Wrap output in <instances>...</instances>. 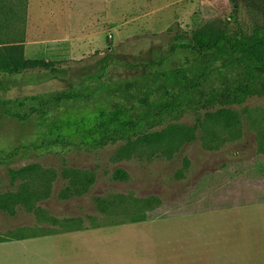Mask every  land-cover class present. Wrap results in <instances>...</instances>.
Returning <instances> with one entry per match:
<instances>
[{
    "label": "rangeland",
    "instance_id": "obj_1",
    "mask_svg": "<svg viewBox=\"0 0 264 264\" xmlns=\"http://www.w3.org/2000/svg\"><path fill=\"white\" fill-rule=\"evenodd\" d=\"M28 13L42 23L43 44L30 47L28 55L24 46L25 58L61 63L70 75L64 82L27 74L0 100L11 101L13 108L27 101L19 110L27 113L31 98L75 92L76 99L49 113L50 121L67 111L138 107L152 85L151 73L203 67V60L188 52L173 53L176 42L188 40L192 31L219 25L240 35L264 27V0H30ZM72 29L76 40L85 36V45L64 53L71 48L56 40H67ZM212 56L213 51L207 55ZM105 57L116 62L107 76L87 80ZM166 59L163 68H145ZM229 109L239 118L236 127L207 118L199 127L194 106L151 132L159 134L153 141L51 151L42 148L46 127L36 115L20 122L0 105V153L9 160L0 167V194L16 192L20 184H11L9 170L31 164L58 175L72 168L96 176L88 194L68 201L58 198L68 184L59 177L51 198L38 204L61 221L82 220L69 227L80 232L62 233L18 208L15 216L0 210V238L46 235L22 248L30 254L36 250L43 264H264V97ZM118 170L129 180L115 181ZM111 196L123 197L124 204L103 215L94 200ZM149 198L159 203L141 208L132 202Z\"/></svg>",
    "mask_w": 264,
    "mask_h": 264
},
{
    "label": "trees",
    "instance_id": "obj_2",
    "mask_svg": "<svg viewBox=\"0 0 264 264\" xmlns=\"http://www.w3.org/2000/svg\"><path fill=\"white\" fill-rule=\"evenodd\" d=\"M179 49L202 59L204 66H183L151 73L152 85L146 88L138 107L116 104L114 107L98 108L91 113L67 111L50 121L49 113L63 103L76 99L78 95L75 92L31 98V109L27 113L19 111L27 105V101L18 103L17 108L11 107V101L0 100V105L8 116L20 122H27L34 115L38 117L46 127L45 133L40 136L42 148L52 151L58 147L67 149L76 146L80 149L85 147L97 150L140 139L153 141L159 134L151 132L170 120H178L180 114L194 106L200 113L197 126L201 127L207 118L219 124L223 123L226 128L236 127L239 118L229 107H242L250 98L264 97V27H257L250 33L234 35L225 27L207 25L192 31L185 42H176L173 53L177 54ZM211 51L215 52V56L208 58ZM24 52L23 45L0 47V53L4 54L0 60V94L9 85L15 84L17 78L30 73L48 74L52 79L64 82L69 77V70L61 63L28 60ZM166 61L167 59L156 64H147L145 68L151 69L156 65L163 68L167 66ZM115 64L113 57L103 58L97 66V73L88 75L86 79L105 78ZM218 107V111L209 112ZM202 112H205L204 115ZM166 150H173V146H168ZM16 156L17 154L12 155ZM4 159L0 153V167L8 164L9 160L6 162ZM9 173L11 184L16 185L18 181L20 184L16 192L0 194L2 212L15 216L16 210L20 208L35 215L40 224L59 227L63 232L80 230L79 227H69L81 223L82 220L61 221L38 204L51 198L52 186L59 177L68 183L58 195L61 201L85 196L96 182L93 172L63 168L58 175L52 169L31 164L18 170L11 169ZM113 179L127 181L129 175L118 170ZM94 201L103 215L114 213L113 209L119 202L124 204L123 197L95 198ZM132 202L141 208L159 203L156 198ZM133 217L131 216L132 219ZM134 220L145 221L138 217ZM19 237L22 236L15 234L13 239ZM0 241L3 239L0 238Z\"/></svg>",
    "mask_w": 264,
    "mask_h": 264
},
{
    "label": "crops",
    "instance_id": "obj_3",
    "mask_svg": "<svg viewBox=\"0 0 264 264\" xmlns=\"http://www.w3.org/2000/svg\"><path fill=\"white\" fill-rule=\"evenodd\" d=\"M29 4L30 0H0V47L23 45L26 47V55H28L30 47H36L43 44L41 39L42 23L35 22L32 20L31 16H29ZM71 32L72 35H70L71 37L68 35L67 40H56L58 46L67 45L71 48V50L64 53L70 52L73 54L72 49L76 44H78V47H83L85 45V40L81 41L85 36L78 38L80 39L79 41L74 37L73 29ZM27 59L35 60L32 58ZM181 177H183L182 173L180 174V178ZM44 236L40 234L31 237L22 236L14 239H3V241H0V264H11L12 260H19L22 264H43L44 258L41 255H37L36 250L33 254H30L28 251L22 250V248H25L29 243L37 244L39 238ZM16 244L21 245V252H19V248H11V245Z\"/></svg>",
    "mask_w": 264,
    "mask_h": 264
}]
</instances>
